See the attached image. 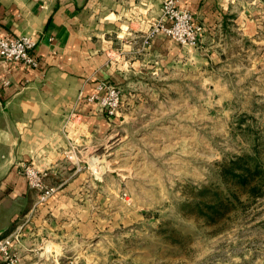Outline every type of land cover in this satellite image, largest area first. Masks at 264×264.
Segmentation results:
<instances>
[{
  "label": "rangeland",
  "instance_id": "rangeland-1",
  "mask_svg": "<svg viewBox=\"0 0 264 264\" xmlns=\"http://www.w3.org/2000/svg\"><path fill=\"white\" fill-rule=\"evenodd\" d=\"M247 1L195 19L197 44L163 60L149 30L76 205L90 223L43 244L42 262L264 264V0Z\"/></svg>",
  "mask_w": 264,
  "mask_h": 264
},
{
  "label": "crops",
  "instance_id": "crops-1",
  "mask_svg": "<svg viewBox=\"0 0 264 264\" xmlns=\"http://www.w3.org/2000/svg\"><path fill=\"white\" fill-rule=\"evenodd\" d=\"M162 3L0 0V36L28 35L37 42L36 67L5 62L0 56V236L15 230L23 215L31 218L18 244L20 264H43V244L70 239L78 223L85 221L84 229L90 223L91 211L88 214L86 207L79 214L77 207L84 197L90 161L110 140L128 77L142 62L140 47ZM246 4L247 0L179 1L201 23L206 14H225L240 6L249 13ZM149 39L145 49L157 59L167 58L176 46L163 33ZM104 82L121 90L116 115L110 116L99 100H90L94 93L104 95L100 88ZM21 162L48 170L47 181L59 186L57 193L38 202V192L20 174ZM32 257L39 259L29 261Z\"/></svg>",
  "mask_w": 264,
  "mask_h": 264
},
{
  "label": "built area",
  "instance_id": "built-area-1",
  "mask_svg": "<svg viewBox=\"0 0 264 264\" xmlns=\"http://www.w3.org/2000/svg\"><path fill=\"white\" fill-rule=\"evenodd\" d=\"M179 1L163 0L160 14L151 27V34L163 33L182 45H196L203 28L195 21L191 12L179 5ZM36 45V40L28 35L0 36V56L5 62L36 67L38 61L33 53ZM100 88L104 89V95L94 93L90 100H99L110 116L116 115L121 104L120 88L107 82L101 84ZM69 159L73 160V156L69 155ZM20 174L26 179L28 186L38 192V202L47 201L59 189V186L48 183L49 171L39 169L33 162H21ZM21 239L20 227L0 236V264H20V256L14 252L13 246H18Z\"/></svg>",
  "mask_w": 264,
  "mask_h": 264
},
{
  "label": "trees",
  "instance_id": "trees-1",
  "mask_svg": "<svg viewBox=\"0 0 264 264\" xmlns=\"http://www.w3.org/2000/svg\"><path fill=\"white\" fill-rule=\"evenodd\" d=\"M257 171V170H256ZM253 187V189H256V185H254V186H252Z\"/></svg>",
  "mask_w": 264,
  "mask_h": 264
}]
</instances>
